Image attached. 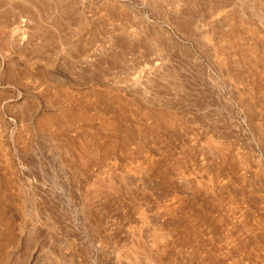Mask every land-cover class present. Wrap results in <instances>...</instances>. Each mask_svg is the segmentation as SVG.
<instances>
[{
  "label": "rangeland",
  "instance_id": "1",
  "mask_svg": "<svg viewBox=\"0 0 264 264\" xmlns=\"http://www.w3.org/2000/svg\"><path fill=\"white\" fill-rule=\"evenodd\" d=\"M0 264H264V0H0Z\"/></svg>",
  "mask_w": 264,
  "mask_h": 264
},
{
  "label": "bare ground",
  "instance_id": "2",
  "mask_svg": "<svg viewBox=\"0 0 264 264\" xmlns=\"http://www.w3.org/2000/svg\"><path fill=\"white\" fill-rule=\"evenodd\" d=\"M137 30V29H136Z\"/></svg>",
  "mask_w": 264,
  "mask_h": 264
}]
</instances>
